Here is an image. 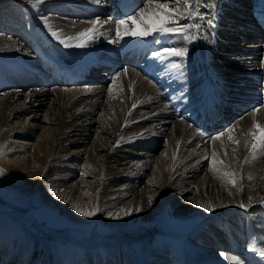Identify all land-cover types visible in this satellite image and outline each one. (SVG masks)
<instances>
[{
  "label": "bare ground",
  "instance_id": "6f19581e",
  "mask_svg": "<svg viewBox=\"0 0 264 264\" xmlns=\"http://www.w3.org/2000/svg\"><path fill=\"white\" fill-rule=\"evenodd\" d=\"M114 3L44 0L33 7L29 0H0V124L5 128L13 120L23 122L5 132L4 145L35 144L32 147L42 153L48 146L56 148L57 157L41 180L43 194L61 207L67 206L73 216L81 214L74 204L83 211L96 209L114 232L103 240L79 241L69 233L61 237L70 238L86 252L102 247L129 250L118 256L113 253L117 259L100 264H231L225 255L236 256L241 264H257L251 255L240 257L238 253L243 247L258 253L260 247L255 244H264V154L258 152L256 159L244 163L249 157L245 145L246 140L251 141L249 130L254 121L264 125V43L259 37L264 34V9H258L259 5L264 8V1L198 0L203 19L192 16L179 22L201 25L189 30L194 39L158 33L164 47L187 49L185 58L163 61L154 60L147 46L136 45L143 37L126 36L118 43L111 42L117 39L115 21L122 19L114 13ZM256 10L260 14L253 13ZM97 17L102 21L111 18V22L100 28L86 47H66L51 34L56 31L63 40L91 27L89 22ZM208 20L213 21L212 26ZM27 21L33 25L27 27ZM135 27L143 30L139 24ZM123 45L129 49L130 61L126 50L120 49ZM113 53L119 60L112 59ZM195 55L202 65L195 64ZM136 58L140 62L135 64ZM203 65L215 74L231 102L226 112L238 115L224 128L212 129L221 125H210L215 114L200 115L199 85L205 78L194 77L190 70H202ZM99 72L108 77L101 78ZM203 76H208L207 70ZM109 80L113 84L108 87ZM169 93L176 95L179 112L163 98ZM257 108L261 111L255 117L250 115ZM186 109L197 116L198 124L189 122V112L177 118ZM233 126L231 135L240 141L239 146L229 140L228 130ZM217 136L221 138L212 139ZM213 153L217 161L230 166L226 169L217 163V169L242 175L237 186L212 171ZM35 164L40 168L41 159ZM241 202L247 206L239 207ZM167 206L206 223L194 228L182 252L166 248L153 253L141 238L153 237L157 232L153 226L159 224L153 220L159 209ZM209 206L213 211L207 210ZM122 209L131 214L125 215ZM140 225L149 227L142 237L129 234ZM22 227L40 255L33 264H53L55 239L39 238ZM88 264L97 263L89 258Z\"/></svg>",
  "mask_w": 264,
  "mask_h": 264
},
{
  "label": "rangeland",
  "instance_id": "374dc122",
  "mask_svg": "<svg viewBox=\"0 0 264 264\" xmlns=\"http://www.w3.org/2000/svg\"><path fill=\"white\" fill-rule=\"evenodd\" d=\"M25 23H27V27L33 25L29 21ZM34 29H36V26ZM22 31H25V29ZM21 34L25 35L24 33ZM21 54L27 55L24 51H21ZM97 75H100L104 79L108 77L103 72H99ZM112 84L113 82L109 80L108 87ZM21 122L13 120L11 124H8L9 127L6 125L5 128L2 125L3 123L0 124V170L3 171V174L0 175V214L5 215V217H0V260H3V264H33L36 257L40 256L38 252H35L34 241L30 240L31 238L28 237L27 231L23 229L22 225L26 228L28 227L33 231L32 233L43 239H51L57 234L61 236L66 233H69V236L72 234L79 241H91L95 238L103 240L114 236L111 226L107 225L104 218L99 216L97 211L90 217L81 214L73 216L66 208L67 206L61 207L59 203L50 201V198L45 193L43 194L41 180L48 173L50 165L54 163L58 153L56 152V148L51 146L46 147V152L42 153L39 149L32 147L35 145L33 143L32 146L29 144L28 147L18 146L17 148L13 147L12 143L4 145L3 138L5 132L15 127L16 124H21ZM130 133L135 132L132 131ZM21 142L31 143L28 139H21ZM163 151L164 147L162 146L158 154L161 155ZM37 158L41 159L40 168L35 164ZM23 160L25 164L20 162ZM35 168L36 170H34ZM79 174L75 173L74 175ZM164 211L165 214L161 217ZM158 212L156 219L153 220V222L159 221V224L157 223L153 226V228L157 229L153 237H142L149 230V227L145 225L138 226L139 228L133 232H131V229L129 230L130 235L142 237V243H147V247L153 253L161 252L166 248L182 252L183 248L187 246V241L189 242L188 236L195 229L206 223L200 219L191 220L192 218L177 214L169 206L159 209ZM14 214L20 215L21 219H19V216L18 218L12 216ZM146 223L148 222H141V224ZM176 237L181 238L182 242H179ZM52 247L51 256L53 264H77L80 260L85 259H88L87 262H82L81 264H88L89 258L97 264L107 263L112 259H117L113 256V253L118 256L121 252H129L127 248H125L127 249L125 251L124 248H115V250L112 247H108L109 249L102 247V249L86 252L80 245L75 246L68 237L60 240L55 238ZM106 255L109 256L106 259H102ZM122 256L118 257V259Z\"/></svg>",
  "mask_w": 264,
  "mask_h": 264
},
{
  "label": "snow or ice",
  "instance_id": "6c2138e0",
  "mask_svg": "<svg viewBox=\"0 0 264 264\" xmlns=\"http://www.w3.org/2000/svg\"><path fill=\"white\" fill-rule=\"evenodd\" d=\"M44 0H29V3L33 4V7H38L39 4L43 3ZM96 3H100L101 0H95ZM198 0H196V4L194 6L193 0H148L146 6L142 8L139 12L135 13L134 15H129L125 19H120L115 21V34L117 39L111 41L112 43H118L120 40H123L124 37H148V36H155V34H171L175 36H179L183 40H192L195 37L189 34V30L192 28L199 29L201 25L197 24H183L181 25L179 22L181 19H188L192 16H200L203 19V16L200 15L198 12ZM215 7V5H212ZM45 24L51 28L47 18L44 19ZM111 22V18L107 20H101L97 17L95 20L90 21L91 27L85 28L82 31L76 33L75 35L66 36L63 40L61 39L60 34L56 31H52V35L57 39L60 40L66 47H77L83 48L86 47L90 42L94 41L95 35L97 32L100 31L105 24ZM207 23L212 26L213 21L208 20ZM131 24L133 27H128ZM139 24L142 27V31H138L136 29V25ZM62 31V30H61ZM74 42V43H73ZM153 43H160V40L155 39ZM151 55L158 60H167L169 57H185L187 55L186 48H168L162 47L160 50L153 51ZM172 67H178V65L173 64ZM127 69H124V73L127 74ZM116 79H119L117 77ZM115 83V81H114ZM111 92V89H109ZM135 107V105H133ZM261 111V109L257 108L254 109L250 115L255 117L256 113ZM235 126L228 130L229 132V140L232 141L233 144L239 146L240 141L233 139L231 133L233 132ZM203 135V133H200ZM223 134H221L222 136ZM248 135L251 137V141H245L246 147L249 150V157L245 158L244 163L247 164L250 162V159H256L257 153L264 154V125L259 124L258 122L253 123V127L249 130ZM220 136L214 137L212 139L217 140L220 139ZM235 151V150H234ZM227 155V152H225ZM207 159V157H205ZM219 163L220 165H224L223 160L217 161L216 154L213 153L212 155V171L218 172L220 174L221 179H227V182L232 186H237L238 181L242 179V175L233 170H221L217 169L215 166ZM226 169H230L229 165H224ZM3 174V171L0 170V175ZM248 179H252L251 176ZM152 197H149L148 203L151 204ZM224 205H220L223 207ZM247 205L244 202L239 204V207L245 208ZM73 207L84 216H93L95 214V209L89 211H83L77 205H73ZM200 207H205V205L201 204ZM208 211H213L211 206L207 207ZM125 215L131 214L130 210L122 209L121 210ZM117 219L120 218L119 214L116 215ZM225 255V254H221ZM260 255L264 256V250H261ZM225 259L230 261L231 264H241L239 259L236 256L232 255H225Z\"/></svg>",
  "mask_w": 264,
  "mask_h": 264
}]
</instances>
